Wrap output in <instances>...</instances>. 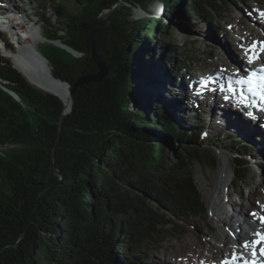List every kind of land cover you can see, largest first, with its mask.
Returning a JSON list of instances; mask_svg holds the SVG:
<instances>
[{"label": "trees", "instance_id": "trees-1", "mask_svg": "<svg viewBox=\"0 0 264 264\" xmlns=\"http://www.w3.org/2000/svg\"><path fill=\"white\" fill-rule=\"evenodd\" d=\"M55 1L39 4L49 50L37 48L38 70L9 33L0 38V148L14 147L0 150V264H137L144 247L206 212L194 165L211 157L203 116L189 122L184 96L160 91L161 64L176 65L181 49L169 24L134 11L160 2L163 15L207 21L234 0ZM95 54L106 76L79 83L101 73ZM226 138L234 183L254 186V147Z\"/></svg>", "mask_w": 264, "mask_h": 264}, {"label": "rangeland", "instance_id": "rangeland-1", "mask_svg": "<svg viewBox=\"0 0 264 264\" xmlns=\"http://www.w3.org/2000/svg\"><path fill=\"white\" fill-rule=\"evenodd\" d=\"M10 1L11 0H2L4 4L8 5L9 9L7 10L9 11L6 12V10L4 9V12V10L0 9L2 11L0 13V16L4 17L0 19V38L2 39L5 34L9 33L11 39L17 43L16 49L18 53L20 55L23 54L28 59V64L32 68L38 70L43 65V63L45 64L46 62L43 58L42 61H39V57L43 56L37 51V48L39 47L40 50L45 53V55H47V52L49 50V47H45L40 44L42 39H38V41H35V36H39V32H41V24L39 21L41 12L39 9V4L42 2V0H14L16 2L14 3L20 7L19 12L15 11L12 5H9ZM66 5L71 9V11L77 13V8L74 6L75 4L72 1L68 2ZM10 6H12L15 12L11 10ZM161 8L162 6L160 2H155L150 7H148L147 13L141 10L134 11L135 19H143L144 17L149 18L151 15H154L159 16L163 18L162 20L167 21L170 26V37L173 39V43L181 48L179 51H177L176 57L178 61L176 65L168 63L167 61H163L161 64L163 67L162 70L164 72H167L168 74H165L166 82L160 85V91L163 93V95H165L166 98L170 97V95L168 94L170 91H173V93H177L179 91L181 93V91L177 87L174 88L173 85L175 70L178 66H180L182 69L181 73H183V78L177 80L176 84L184 85L183 89L185 87V90H188V93H186V97L183 94L184 92L182 93L185 98V104L181 106L179 110H182L186 113L187 111H189V114L187 113L186 116L188 119H190L189 122L196 118V114L202 115V123L205 128V133L202 139L203 147L211 148L213 144H217L221 148H211V154L216 157L217 164L212 165L206 162L203 165H201L200 163H196L194 165L196 178L195 181L206 204V212L199 218H191L185 223L178 222L174 232H171L167 236L165 235L161 240H159L158 243L153 245L150 244L144 247L139 254L140 257L137 264H153V258H156V260H161L163 258L162 256L164 255V251L169 246L170 242H177L179 238H185L188 233L190 235H194V237L196 238L199 233L196 227L197 224L202 227V231L204 233V235L202 236V240H209L211 244L222 247L221 244L217 243L212 238L215 236L213 231L221 232V230L217 227V222L214 223V221H212L211 219L210 198L216 196L215 179H217V177L219 176L220 168L224 165L225 161L229 162L230 164L229 167L231 174L229 176V181L232 184L230 188H227L224 185L222 186L224 192L223 195L225 198L224 203L226 204L225 209L230 212L229 216H227L228 219H232L231 216H234V218L236 219L234 225L237 229L239 228L237 222H244L243 216L239 214V211L234 212L232 210L233 207L228 203V199L226 197L228 192L232 193L231 197L233 200H241L242 209L245 210V214L247 216L253 218V220L255 221L254 224L258 223V217L251 214H258L257 209H259L261 206H264V199L262 198L264 196V157L260 156L264 155V146H261L259 144L257 145V147H259L260 149H258L254 144H249L252 148H255L254 153H256L257 155L256 157L252 155L248 158L252 164L251 167L255 176L254 186L252 185L248 188L247 186L239 187L235 185L232 173L233 165L231 164L233 155L223 148L231 145L230 141H228V138H226L228 137V135L232 133L235 135L238 134L234 133L233 131L227 130L225 127L220 125H217L215 127L210 125L209 121H211L212 113L217 117L216 112L218 110L214 107L213 96H210L207 98V100H204V95L200 94L199 96H197V99H195V93L190 89L192 78L199 79L200 84H205L207 83V80L210 77L211 73H218V71L216 72L214 71V69H210V66L212 64L215 65L217 62L229 64V62L234 61L235 58L239 59V57H241L239 52L235 48H233L232 43H229L230 41L232 42V38L234 36L233 31H238V28H240V25H238V20L240 17H243V21H247L250 25H256L251 21L253 16L258 18L261 22L264 21V16L261 15V13H264V0H234V5H231L223 10L222 17L207 21L202 19H189L186 16H179L173 13L163 15L161 12ZM206 9L209 10L210 8L206 7ZM26 13L29 14V18H26ZM31 14L33 17H31ZM168 19L170 20L168 21ZM13 20L15 22L16 30L12 27ZM18 23H23V26L19 27L17 25ZM31 28H33V32ZM232 28H234V30ZM30 32H32V34ZM206 32L209 33L208 37H205L204 33ZM258 32L262 34L261 30H258ZM61 35L63 34L61 33ZM20 40H23V42H20ZM230 46L232 50L235 49V51H233L234 53L231 51ZM183 51H186V53L188 54L187 57L182 55ZM230 52L235 56L233 57ZM222 69L223 68L221 67V71ZM201 75L204 77L203 79H200ZM206 76H208V78H206ZM204 79L205 81H202ZM177 97L179 98L180 96ZM204 101L206 103H204ZM220 107L221 106H219L218 108L220 109ZM224 108L222 107V109ZM248 116L250 115L248 114ZM189 122L187 121L183 123L184 126L187 127ZM12 147L13 145L2 147L0 148V150L7 152ZM166 156L169 157V159L172 158L171 150L169 151V153H167ZM258 164L263 165L262 169H258ZM260 182L263 185H261ZM250 197L254 199L253 202H249ZM240 226L242 228L246 227L245 225L241 224ZM238 246L241 247L235 240L232 239V251L230 254H232V252L235 251ZM226 255L228 257V251ZM223 262H225V260L220 255L218 264H223ZM208 264L216 263L211 261Z\"/></svg>", "mask_w": 264, "mask_h": 264}, {"label": "bare ground", "instance_id": "bare-ground-1", "mask_svg": "<svg viewBox=\"0 0 264 264\" xmlns=\"http://www.w3.org/2000/svg\"><path fill=\"white\" fill-rule=\"evenodd\" d=\"M3 2L2 0H0V9H5L6 12L9 11L7 10L9 9L8 5L4 4ZM14 2V0H11L9 5H12L14 7V10L19 12L20 7L15 4L16 2ZM12 6H10V8L12 11H14ZM243 20V17L239 18L238 25H240V28H238V31L232 28L234 30L232 42H229L228 40L229 43H232L233 48H235L239 52L241 57H239V59L235 58L234 61L231 62L228 61L229 64L217 62L215 65H209L210 69H214V71H218V73H211L209 78L208 76H206V78H208V80L206 79L208 87L206 88L205 93L202 92L205 90V88L203 87V83L200 84L199 79L192 78L190 89L195 93V99H197V96L202 93L204 95V100H207L208 97L213 96L214 107L218 110L216 112L217 117L212 113L211 121H209L210 125H212L213 127L217 125L223 126L227 130L233 131L234 133L240 135L241 139L247 141L249 144L252 143L255 145V147H257V145L259 144L261 146H264V110H260L258 112L248 111L244 104L235 96L230 99H225V96H227L226 84H232L230 81L235 77L233 75L236 70L235 68H239L241 64H247L250 61V58L252 60L254 59V65L257 68L261 67L262 63L264 62V21L261 22L258 18L253 16L251 21L256 25H250L247 21ZM257 28L258 30L262 31V34L259 33L260 31L258 32ZM32 29L33 28H31V30ZM32 32L30 33L32 34ZM204 34L205 37L209 36L208 32ZM40 37V34L37 37L35 36V40ZM253 45H255L254 48L252 47ZM230 49L232 52L235 51V49L232 50L231 46ZM232 56L234 57L235 55L233 54ZM221 67L223 68L222 71ZM165 78L166 75L161 78V80L163 81L162 83L166 82ZM203 78L204 77L201 75L200 79ZM202 81H205V79ZM183 86L184 85L182 84H177L176 87L181 91V94L184 92L183 94L185 96L186 93H188V90L186 91L185 87L183 89ZM197 93L200 94L198 95ZM232 99L238 102L242 109L236 108ZM204 103L206 102L204 101ZM219 106H221L220 109L218 108ZM222 107L225 108L222 109ZM249 113H251L252 115L248 116ZM257 148L260 149L259 147ZM229 166V162L226 161L224 162V165L221 166L219 176L217 177V179H215L216 196L210 198L211 219L212 221H214V223L217 222V227L221 230V232L213 231L215 236L212 238L217 243L221 244L222 247L211 244L209 240H202V236L204 235V233L202 231V227L197 224L196 227L199 233L196 238L194 237V235H190L188 233L185 238H179L177 242H170L169 246L164 251V255L162 256L163 258L161 260H156V258H153V264H208L211 261L218 264L220 255L224 258L225 261H228L229 264H231L233 255H238L242 252H245V254H243L244 260L238 261L237 264H245V260L250 262L248 258L250 253L248 252L253 249L256 250L257 257H260L259 249L264 248V242H261L260 244L255 243V241L259 239V236H257L256 233L264 235V229L262 231L259 229L258 223L254 224L255 221L253 220V218L247 216L245 214V210L242 209L241 200H233L231 197L232 193L230 192H228L226 196L228 199V203L233 207L232 210L234 212L239 211V214L243 216L244 222L241 223L240 221H238L237 224L239 228L237 229L234 225V222L236 220L234 216H231L232 219H228L227 217L229 216L230 212L225 209L226 204L224 203L225 198L223 195L224 192L222 186L224 185L227 188H230L232 186L231 182L229 181V176L231 174ZM261 185L263 184L261 183ZM262 198L264 199V196ZM253 201L254 199L250 197L249 202ZM257 210L260 214L264 215V206H261ZM255 215L258 217V220L263 221V217H261V215ZM240 224L245 225L246 227L242 228ZM232 239L235 240L242 248V245L247 242L249 245L248 249L244 250V248L242 249L238 246V248L235 249L232 254H230L232 251ZM227 251L229 252L228 257L226 255Z\"/></svg>", "mask_w": 264, "mask_h": 264}, {"label": "snow or ice", "instance_id": "snow-or-ice-1", "mask_svg": "<svg viewBox=\"0 0 264 264\" xmlns=\"http://www.w3.org/2000/svg\"><path fill=\"white\" fill-rule=\"evenodd\" d=\"M261 15L264 16V13H261ZM252 47L254 48L255 45H253ZM251 62H252V59L250 58V63ZM260 71L264 72V68H261ZM245 77L235 80V84L248 86V93L251 94V97L258 98L259 102L264 103V76H260L258 80H256L255 77L248 76L246 73ZM254 80H255V83H254ZM228 91L229 93H232L234 95L236 94V89L231 87V85L229 86ZM197 94L199 95L200 93H197ZM239 97H240V101L244 103L246 107L249 103H251L249 96H246L243 90L240 91ZM228 98H229L228 96H225V99H228ZM261 110H264V109H261ZM249 115H252V114L249 113ZM251 215L255 216V213H252ZM256 235L259 236V239L255 241L256 244H260L261 242H264V235H261L260 233H256ZM242 246L245 250H247L249 247L247 242H245ZM259 254L261 256H264V248L259 249ZM252 255L253 256L256 255L255 249H253ZM240 260H244L243 253H240L238 255L234 254L231 264H237V262ZM224 264H229V262L225 261ZM245 264H257V261L255 259L251 260L250 262L245 260Z\"/></svg>", "mask_w": 264, "mask_h": 264}, {"label": "water", "instance_id": "water-1", "mask_svg": "<svg viewBox=\"0 0 264 264\" xmlns=\"http://www.w3.org/2000/svg\"><path fill=\"white\" fill-rule=\"evenodd\" d=\"M95 57L97 58V60H98V64H99V66H100V68H101V73L98 75V76H96L95 78H84V79H82L79 83H84V82H90V81H92V80H101L103 77H105L106 76V74H107V71H108V69H107V67L106 66H104L102 63H101V61H100V59L98 58V56L95 54ZM169 148L167 147V149H165V150H168ZM203 149H205L204 147H203ZM206 151H205V153H207V154H209L210 153V157H211V160H210V163L208 162V159L204 156L203 157V161H204V163H209V164H212V165H215V164H217V160H216V157L213 155V154H211V151H212V149H210V148H206L205 149ZM168 153H169V150H168ZM167 155V154H166ZM212 159L214 160V162H212ZM232 160V162H231V164L234 166V157H233V159H231ZM203 163V164H204ZM203 164H201V165H203ZM233 166H232V173H233V177H234V180H235V175H234V170H233ZM54 170H55V167H54ZM56 171V170H55ZM236 185V184H235ZM249 188V187H248Z\"/></svg>", "mask_w": 264, "mask_h": 264}]
</instances>
